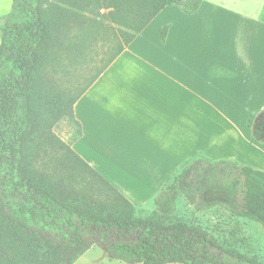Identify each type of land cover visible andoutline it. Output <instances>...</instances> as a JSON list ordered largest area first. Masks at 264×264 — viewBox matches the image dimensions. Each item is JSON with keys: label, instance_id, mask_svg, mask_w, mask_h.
Returning a JSON list of instances; mask_svg holds the SVG:
<instances>
[{"label": "trees", "instance_id": "trees-1", "mask_svg": "<svg viewBox=\"0 0 264 264\" xmlns=\"http://www.w3.org/2000/svg\"><path fill=\"white\" fill-rule=\"evenodd\" d=\"M201 0H91V10L108 9L105 19L119 27L109 56L76 92L58 85L68 53L81 41L62 42L54 30L76 0H11L0 16V264H73L93 245L137 264H263L236 255L203 228L176 218L138 217L132 203L70 146L53 144L51 127L61 119L79 126L72 106L104 69L167 5L186 14ZM69 13V12H68ZM72 21H77L75 16ZM66 22L63 28H65ZM167 26L159 30L165 39ZM64 32V29H63ZM62 32V33H63ZM252 135L264 142V110ZM42 149L37 156L36 150ZM40 157V158H37ZM40 161V162H39ZM229 179L241 187V214L264 226V172L231 161L198 158L182 167L170 189L206 208V194ZM86 187L78 190L79 185Z\"/></svg>", "mask_w": 264, "mask_h": 264}, {"label": "crops", "instance_id": "crops-1", "mask_svg": "<svg viewBox=\"0 0 264 264\" xmlns=\"http://www.w3.org/2000/svg\"><path fill=\"white\" fill-rule=\"evenodd\" d=\"M172 6H165L76 100L72 110L79 126L76 134L69 129L66 143L112 186L101 170H138L141 161L147 170H165L187 148L195 151L180 160L249 166L233 154L243 153L246 143L262 151L251 167L264 172V142L245 137L225 113L264 110V0H201L191 14ZM170 10L177 29L173 22L155 25ZM162 26H167L164 40ZM207 111L222 114L231 135L204 146ZM233 134L244 144L234 148ZM226 149L230 155H212Z\"/></svg>", "mask_w": 264, "mask_h": 264}, {"label": "rangeland", "instance_id": "rangeland-1", "mask_svg": "<svg viewBox=\"0 0 264 264\" xmlns=\"http://www.w3.org/2000/svg\"><path fill=\"white\" fill-rule=\"evenodd\" d=\"M76 1L77 6L81 4V9L61 5L67 9L66 17L63 20L64 23L60 24L54 30L55 37L62 42H82L81 52L77 54L69 52V60L61 57V61L64 63L59 66V69H55L54 71L58 85L63 88H70L72 90L71 92H76L83 86L86 80L95 73L96 69L109 56L115 43V33L119 29L118 26L109 23L105 19V14L108 9L94 7L91 10V4L88 5L89 7H85V4L91 0ZM10 3L11 0H0V15L9 10ZM172 8H176L179 11L177 6H172ZM74 16L77 21H72ZM65 22L66 26L63 28ZM169 22H173L176 30L178 18L172 10L166 11L156 21L155 25L157 23L164 25ZM1 23L2 21L0 19ZM170 38L172 46L177 50L178 35L174 29ZM223 50V48H220L219 52L221 53ZM221 54L223 56L225 55L223 53ZM176 88L178 89V87ZM219 92L221 93L222 89ZM218 98H223V95L218 93ZM225 113H228V116L234 118L237 127L245 134V137L250 139L253 135L251 134L252 126H248V121L253 116L252 124H256L261 119L263 112L251 111L247 113L234 111ZM69 129L74 134L77 133V126L66 118L55 122L50 132L52 134L50 135V140L53 144L49 145L46 151L52 152V149L59 145L57 140L66 143L65 136L68 134ZM230 135V127L227 125L222 114H217L213 111H207L205 113L203 116L202 130V143L204 146H209L214 141H225ZM233 138L235 141L232 144L234 148L244 144L240 136L238 137L233 134ZM194 151L192 148H187L186 154H184L185 152H181L180 157L171 159L170 168L166 165L165 170H147L146 164L141 161L142 164L138 170H117L112 168L111 170H101V173L109 177L112 183H114L113 187L132 203L136 216L145 217L154 214L162 217L176 218L189 224L198 225L229 252L252 258L264 264V226L241 214V187L235 193H232L227 186L230 180L226 179L222 181L221 186L216 191L206 194V198L209 197L208 199H210L211 197L217 200V203L206 208L198 207L196 203H192L181 192H174L170 189L173 178L181 171L182 167L195 160L191 158L180 160L179 158L191 154ZM238 151V149L236 151L233 150V154H238L239 157H242L249 167H251V164L260 162L259 157L261 155L260 152H262L260 149H255L245 143L243 153ZM36 152L38 153L37 156L41 157L42 149L36 150ZM212 155L215 157L216 155L223 156L230 154L226 149L215 154L213 153ZM206 161L211 162V160ZM134 162L135 160H130L131 169H133ZM238 166L242 167L244 165L239 164ZM78 188L81 191L86 190V187L81 184ZM73 264L137 263L122 261L113 257L111 250L107 251L102 246L93 245Z\"/></svg>", "mask_w": 264, "mask_h": 264}]
</instances>
